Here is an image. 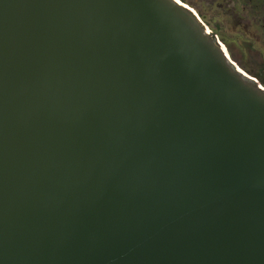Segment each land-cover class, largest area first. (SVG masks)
Wrapping results in <instances>:
<instances>
[{
	"label": "water",
	"instance_id": "1",
	"mask_svg": "<svg viewBox=\"0 0 264 264\" xmlns=\"http://www.w3.org/2000/svg\"><path fill=\"white\" fill-rule=\"evenodd\" d=\"M0 264H264V85L180 0H0Z\"/></svg>",
	"mask_w": 264,
	"mask_h": 264
},
{
	"label": "rangeland",
	"instance_id": "2",
	"mask_svg": "<svg viewBox=\"0 0 264 264\" xmlns=\"http://www.w3.org/2000/svg\"><path fill=\"white\" fill-rule=\"evenodd\" d=\"M180 1L186 5L189 3L188 0ZM190 1L194 4L187 6L198 11L206 27L218 37L232 60L264 85L263 22L255 20L250 24L247 18L252 15L247 12L246 17L244 4L228 6L211 0Z\"/></svg>",
	"mask_w": 264,
	"mask_h": 264
},
{
	"label": "flooded vegetation",
	"instance_id": "3",
	"mask_svg": "<svg viewBox=\"0 0 264 264\" xmlns=\"http://www.w3.org/2000/svg\"><path fill=\"white\" fill-rule=\"evenodd\" d=\"M189 3H192V1L188 0ZM213 3H220V4H226L228 6H234L235 4H244L246 5L245 13L247 17V12L252 15V17L247 18L250 24L253 23L255 20H260L264 24V0H211ZM187 3V2H186ZM187 3V5L190 6V4ZM194 4V3H192ZM186 5V4H185ZM188 6V7H189ZM190 8V7H189ZM194 8V7H192ZM195 9V8H194ZM196 10V9H195ZM192 11H194L192 9ZM197 11V10H196ZM194 13L199 18V20L203 23V25L206 27V24L201 19V16L199 15L198 11ZM198 13V14H197ZM200 16V17H199ZM249 16V15H248ZM207 28V27H206ZM209 34H212V31L209 32ZM215 36V35H214ZM217 37V36H216ZM218 38V37H217ZM219 40V39H218Z\"/></svg>",
	"mask_w": 264,
	"mask_h": 264
},
{
	"label": "bare ground",
	"instance_id": "4",
	"mask_svg": "<svg viewBox=\"0 0 264 264\" xmlns=\"http://www.w3.org/2000/svg\"><path fill=\"white\" fill-rule=\"evenodd\" d=\"M192 10V9H191ZM194 12V11H193ZM207 31L208 32H211V31H209V29H208V27H207ZM222 45V44H221ZM222 47H223V49L225 50V52L229 55V53H228V51L226 50V48L222 45ZM230 56V55H229Z\"/></svg>",
	"mask_w": 264,
	"mask_h": 264
}]
</instances>
